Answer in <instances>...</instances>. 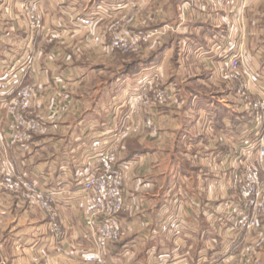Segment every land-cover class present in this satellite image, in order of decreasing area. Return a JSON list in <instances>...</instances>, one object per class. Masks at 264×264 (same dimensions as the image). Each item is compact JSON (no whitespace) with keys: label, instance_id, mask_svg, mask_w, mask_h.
Listing matches in <instances>:
<instances>
[{"label":"crops","instance_id":"1","mask_svg":"<svg viewBox=\"0 0 264 264\" xmlns=\"http://www.w3.org/2000/svg\"><path fill=\"white\" fill-rule=\"evenodd\" d=\"M29 1L0 0V175L14 171L53 192L57 216L0 188V262L101 264L90 260L96 249L75 184L100 142L119 147L126 197L123 238L103 264H238L243 254L264 264V218L236 228L244 205L233 185L247 163L264 179L254 105L264 97V0H234L231 9L212 0H41L38 31L25 16ZM91 16L94 25L80 24ZM119 28L152 35L130 57L94 40ZM146 76L166 90V103L144 108L133 98ZM30 84L43 129L13 141L8 105ZM134 123L140 130L117 138Z\"/></svg>","mask_w":264,"mask_h":264},{"label":"built area","instance_id":"2","mask_svg":"<svg viewBox=\"0 0 264 264\" xmlns=\"http://www.w3.org/2000/svg\"><path fill=\"white\" fill-rule=\"evenodd\" d=\"M41 0H31L25 5V15L33 30H42L44 27L41 15ZM234 0H212V5L217 8L232 6ZM97 11L103 13V9ZM96 19L84 17L80 19L83 26H92ZM149 33H141L131 28H119L94 37L100 44L108 43L113 49L138 53L143 44L149 40ZM242 54L236 52L228 57L231 70L230 77L237 78L241 75L240 64ZM246 73L247 71L244 70ZM248 82L243 83L247 87ZM36 84L24 85L17 91L16 97L8 105L11 116L9 126L12 130L13 141H24L43 129L41 119L33 114L32 108L35 99ZM152 94L150 96L149 94ZM138 103L144 108H155L163 104L168 97L164 88L155 81V78L146 76L138 90L133 93ZM256 107L262 112L258 115L264 128V97ZM144 125L153 126L152 117L144 119ZM140 125L122 124L115 135L117 138L125 137L132 131L140 130ZM260 155L264 156V142L260 141ZM1 159V158H0ZM119 147L112 144L96 142L94 149L88 154L86 167L76 179L77 191L80 195V203L83 214L89 220V230L95 245L96 253L90 257L91 261L105 263L104 251L111 245L120 242L123 238L122 213L126 209V197L124 194L125 172L120 163ZM260 171L254 163H247L242 170L233 175V185L238 189L242 206L235 214V225L240 230H253L260 226V216L264 213V188L261 182ZM0 188L9 191L24 199L35 198L38 205L55 220L57 216L54 193L49 190H41L31 178L17 175L13 172H4L0 175ZM52 231L56 237L61 236V226L56 221L52 222ZM254 257L243 254L237 260L238 264H253ZM37 264H42L36 258ZM0 264H6L2 259ZM194 264H233L226 259L215 258L210 261L198 260Z\"/></svg>","mask_w":264,"mask_h":264},{"label":"rangeland","instance_id":"3","mask_svg":"<svg viewBox=\"0 0 264 264\" xmlns=\"http://www.w3.org/2000/svg\"><path fill=\"white\" fill-rule=\"evenodd\" d=\"M234 5V4H233ZM233 5L232 6H228L226 9H231L232 7H233ZM26 16V15H25ZM174 20H171L170 22H173ZM174 24V23H173ZM171 27V26H170ZM150 35H152L151 34V31H150V33H149ZM173 38V37H172ZM150 39V38H149ZM173 40V39H172ZM171 42V41H170ZM142 51V50H141ZM141 51L140 52H138V53H133V52H129V53H126V52H122V51H120V55L121 56H123V57H130L131 56V54H139V53H141ZM135 93V92H134ZM167 100H168V97H167ZM167 100L164 102V103H166L167 102ZM163 103V104H164ZM254 105H256V104H254ZM259 150H261V146H259V148H258V152H259ZM259 154H260V152H259ZM260 157H264L263 155H260ZM255 164V163H254ZM256 165V164H255ZM257 166V165H256ZM257 168L259 169V171H260V177H261V182H262V185H263V188H264V179H263V177H262V174H261V170H260V168L257 166ZM15 195V194H14ZM262 218H264V213L262 214V216H260V221H262ZM255 259H254V262H253V264H262V260L260 259V258H258V257H254Z\"/></svg>","mask_w":264,"mask_h":264}]
</instances>
